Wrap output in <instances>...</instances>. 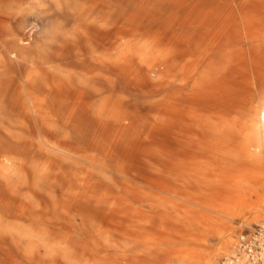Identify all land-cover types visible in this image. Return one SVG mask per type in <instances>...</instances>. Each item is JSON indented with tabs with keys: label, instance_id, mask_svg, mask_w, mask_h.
<instances>
[{
	"label": "rangeland",
	"instance_id": "1",
	"mask_svg": "<svg viewBox=\"0 0 264 264\" xmlns=\"http://www.w3.org/2000/svg\"><path fill=\"white\" fill-rule=\"evenodd\" d=\"M262 75L264 0H0V264H264L202 170Z\"/></svg>",
	"mask_w": 264,
	"mask_h": 264
},
{
	"label": "bare ground",
	"instance_id": "2",
	"mask_svg": "<svg viewBox=\"0 0 264 264\" xmlns=\"http://www.w3.org/2000/svg\"><path fill=\"white\" fill-rule=\"evenodd\" d=\"M254 101L244 110L215 112L206 119L207 125H204L209 127L211 140L210 145L203 149L207 158L202 170L206 175H213L218 183L226 181L240 187L264 186V89ZM250 189L255 191L252 187ZM238 197L243 200L253 197L264 199L262 195L244 192Z\"/></svg>",
	"mask_w": 264,
	"mask_h": 264
},
{
	"label": "built area",
	"instance_id": "3",
	"mask_svg": "<svg viewBox=\"0 0 264 264\" xmlns=\"http://www.w3.org/2000/svg\"><path fill=\"white\" fill-rule=\"evenodd\" d=\"M242 248L249 257L251 256L253 258H255V251L258 249L262 252L261 255L264 259V225L256 229L253 239L243 242Z\"/></svg>",
	"mask_w": 264,
	"mask_h": 264
}]
</instances>
